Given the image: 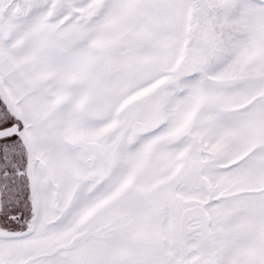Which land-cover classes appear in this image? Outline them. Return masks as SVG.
Here are the masks:
<instances>
[{"label":"snow or ice","instance_id":"obj_1","mask_svg":"<svg viewBox=\"0 0 264 264\" xmlns=\"http://www.w3.org/2000/svg\"><path fill=\"white\" fill-rule=\"evenodd\" d=\"M0 264H264V0H0Z\"/></svg>","mask_w":264,"mask_h":264}]
</instances>
